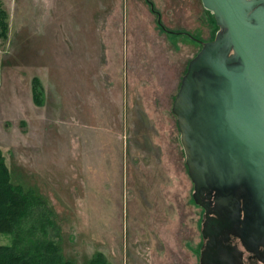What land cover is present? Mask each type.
<instances>
[{
    "label": "rangeland",
    "instance_id": "obj_1",
    "mask_svg": "<svg viewBox=\"0 0 264 264\" xmlns=\"http://www.w3.org/2000/svg\"><path fill=\"white\" fill-rule=\"evenodd\" d=\"M217 30L201 0H0V151L47 207L24 231L51 221L32 232L71 264L197 263L204 210L171 107Z\"/></svg>",
    "mask_w": 264,
    "mask_h": 264
},
{
    "label": "water",
    "instance_id": "obj_2",
    "mask_svg": "<svg viewBox=\"0 0 264 264\" xmlns=\"http://www.w3.org/2000/svg\"><path fill=\"white\" fill-rule=\"evenodd\" d=\"M201 3L218 30L189 60L171 111L202 235L233 232L249 248L244 232L264 236V0ZM216 249L200 263L216 264Z\"/></svg>",
    "mask_w": 264,
    "mask_h": 264
},
{
    "label": "trees",
    "instance_id": "obj_3",
    "mask_svg": "<svg viewBox=\"0 0 264 264\" xmlns=\"http://www.w3.org/2000/svg\"><path fill=\"white\" fill-rule=\"evenodd\" d=\"M10 173L0 151V233L13 236L11 244H0V264H71L63 257L57 241L44 232L39 236L32 232L35 226L41 229L50 227L51 221L38 218L28 231L22 229L31 207L34 211H36L35 206L40 207L37 213L41 210L45 211L43 206L47 207L43 200L40 201L41 199L32 192H23L16 187L12 183ZM102 259L104 258L100 254L91 264H100Z\"/></svg>",
    "mask_w": 264,
    "mask_h": 264
},
{
    "label": "flooded vegetation",
    "instance_id": "obj_4",
    "mask_svg": "<svg viewBox=\"0 0 264 264\" xmlns=\"http://www.w3.org/2000/svg\"><path fill=\"white\" fill-rule=\"evenodd\" d=\"M242 226L240 224V227ZM244 233H252V237L248 236L249 239L245 240L249 248L243 244L241 237L233 232L225 230L214 231L212 236L215 237L212 240L209 235L204 237L200 229L199 250L197 252L198 261L196 264H201L202 250L211 242L216 245L217 249L221 250L220 253L214 254L216 260L213 262L216 264H264V236L256 235L254 232Z\"/></svg>",
    "mask_w": 264,
    "mask_h": 264
},
{
    "label": "bare ground",
    "instance_id": "obj_5",
    "mask_svg": "<svg viewBox=\"0 0 264 264\" xmlns=\"http://www.w3.org/2000/svg\"><path fill=\"white\" fill-rule=\"evenodd\" d=\"M146 41V40H145Z\"/></svg>",
    "mask_w": 264,
    "mask_h": 264
}]
</instances>
